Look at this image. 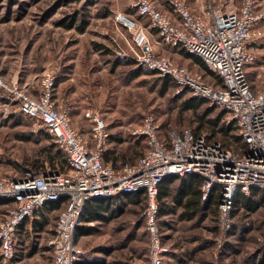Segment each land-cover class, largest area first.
Here are the masks:
<instances>
[{
    "label": "built area",
    "instance_id": "obj_1",
    "mask_svg": "<svg viewBox=\"0 0 264 264\" xmlns=\"http://www.w3.org/2000/svg\"><path fill=\"white\" fill-rule=\"evenodd\" d=\"M173 18L154 0H133L131 7L147 20V25L125 14H118L133 34L132 53L114 49L118 58L132 59L135 67H146L160 76H170L177 84L176 94L187 90L191 97L224 112V120L236 126L244 147L236 151L220 141H211L206 132L192 128L172 129L162 137V124L154 114H145L129 128L131 135L145 138L147 148L136 162L120 166L105 163L103 154L111 135L107 119L86 110L91 121L90 140L74 127L68 108L60 107L55 90L58 75L44 71L39 93H28L19 79L7 80L0 73V124L13 108L30 120V133L49 135L67 156L69 170L46 167L20 175L0 176V198L7 199L0 222V264H13L15 234L26 220H33L38 209L61 201L54 233L49 240L53 264H76L85 253L77 242V229L88 202L94 198L116 197L145 191V227L149 234L152 264H163L168 248L162 243L158 222V193L161 183L172 175H201L203 197L219 194L220 226L230 230L240 193L250 196L255 187H264V83L255 90L247 65L257 58L256 49L264 38V9L261 0L208 2L200 11L186 0H168ZM148 29L156 31L161 42L197 55L209 72L220 77L219 85L206 80L201 72L177 64L170 56L157 54L151 47Z\"/></svg>",
    "mask_w": 264,
    "mask_h": 264
},
{
    "label": "rangeland",
    "instance_id": "obj_2",
    "mask_svg": "<svg viewBox=\"0 0 264 264\" xmlns=\"http://www.w3.org/2000/svg\"><path fill=\"white\" fill-rule=\"evenodd\" d=\"M201 1L206 2L204 8L208 2L214 5L224 2ZM234 1L238 3L240 0ZM130 2L0 0V73L7 80L17 75L22 83L28 81L27 90L32 95L39 93V78L44 71L58 75L55 95L60 81L72 77L62 88L70 87L77 93L64 95L61 92L62 105H58L68 108L70 114L74 109L99 112L107 119L109 129L117 131L120 137H127L128 128L140 123L141 118L149 113L162 124L161 133L166 136L172 129L195 128L198 113L210 107L208 104L204 103L194 111L183 106L188 94L178 98L174 87L162 92V80L158 74L142 70L132 75L128 73L130 68L127 66H121L119 70L106 66L109 62L112 67L114 49L122 48L132 53L133 36L131 40L117 19L118 14L126 13ZM260 9H264V0H261ZM261 26L264 31V22ZM106 49L111 53L106 54ZM158 49L157 54L170 56L177 64L203 71L202 65L185 59L180 51L182 54L177 55L174 54L177 51L167 47ZM256 55L257 58L246 69L249 80L258 91L264 83V38L256 49ZM74 100L77 103H73ZM13 112H17L15 107ZM218 113L222 112L214 108L211 117ZM17 120L18 123L0 125V176L20 175L27 169L36 171V163L41 164L42 161L44 167L40 171L46 167L53 169L46 156L58 149L56 144L45 135L31 134L30 120L26 117L19 115ZM79 121L84 124L83 133L90 140V132H86L90 131L91 121L82 117ZM237 132L234 129L231 134ZM231 137V145L225 146L239 151L238 144ZM127 140L132 141V138L128 136ZM110 145L109 141L107 149ZM129 148L127 144L120 148L127 158L131 155ZM124 162L132 161L126 159L121 164ZM145 208V198L141 203L126 199L121 208L104 221L88 224L82 220L81 224L93 225L95 230L77 238L85 251L82 258L98 264H152ZM5 210V207H0V222ZM50 216L49 230L32 240V243H37L35 248L32 244L30 249L29 242L28 248L20 249L21 258L13 260V264H53V249L45 248V245L47 238L50 236L51 239L54 233L57 213ZM159 221L162 243L168 248L163 264H264V205L255 211L239 205L234 213L233 226L227 231L220 226L219 213L212 209L195 219L171 213L160 216Z\"/></svg>",
    "mask_w": 264,
    "mask_h": 264
},
{
    "label": "trees",
    "instance_id": "obj_3",
    "mask_svg": "<svg viewBox=\"0 0 264 264\" xmlns=\"http://www.w3.org/2000/svg\"><path fill=\"white\" fill-rule=\"evenodd\" d=\"M110 53V49H106V54ZM112 69H117L121 66H127L130 69L128 70V73L132 75H136L142 70L146 71L150 74H158L156 71L148 69L146 67H135L134 61L130 58L128 59H120L117 56H114V60L111 62ZM133 66V67H131ZM159 75V74H158ZM160 76V75H159ZM160 79L162 80V86L163 90L162 92L165 93L169 90V88L174 87L177 89V84L173 81V79L170 76H160ZM189 97H188V95ZM178 98L183 97L184 95H187L185 97V101H183V106L186 108H193L194 111L198 110L201 105L204 103L207 104V101L205 99L201 98H195L191 97L189 92L187 90H184L181 93L175 94ZM214 108L212 107H205V109L202 111V113H198L196 117V126L195 128H192L197 134H201L206 132L208 135V139L211 141H220L224 146H230V142L232 141L229 139L231 136L232 139L235 140L236 144H238L239 148L244 147V144L238 134H231V131L236 129V126L233 124H228L224 120V112L218 113L216 117L212 118L211 114L213 113ZM15 113L18 114V112H13L12 116H17ZM144 117V116H143ZM142 117V118H143ZM141 118V120H142ZM140 120V121H141ZM18 123L19 121L14 120L13 123ZM237 131V129H236ZM129 136L132 138L130 146L131 155L127 158L125 155V152L119 150V152H116L115 149H106L103 154V160L105 163H108L110 160L113 162L124 161V160H131L132 162H136L138 157L144 154L143 150H146L147 143L145 138H137L131 134ZM45 137L52 140L51 136L45 135ZM53 141V140H52ZM111 142V140H109ZM108 141V142H109ZM57 146V145H56ZM58 147V146H57ZM139 150V151H138ZM121 151V152H120ZM128 153V152H127ZM123 154V155H121ZM48 158V161L50 163V166L53 168V170H57L59 172H67L69 170V165L67 161V156L65 152L58 147V149L55 152H49L46 156ZM135 158V159H132ZM41 164H44V161H42ZM36 163V168H38L36 171L31 170L35 173H39V171L44 167L43 165ZM121 165V163H120ZM118 165V166H120ZM115 166V165H114ZM117 166V167H118ZM25 170V171H27ZM175 179H179L178 185L175 187L176 191L173 195V200L178 205L182 206L184 208L183 214L188 219L196 218L197 216L201 214H205L206 209L209 208V210H213L214 212L219 213L218 211V200H219V194L215 191L210 193V195L207 198L203 197V190H202V184H203V177L201 175H172L168 176L160 185L159 193H158V199H159V214H158V222L160 219V216H163L168 211V202L166 201L167 196L171 194L170 187L172 181ZM126 196V199L130 202H139L141 203L144 201V198L146 199V193L145 191H139L136 193H127L124 194ZM167 197V198H166ZM104 198V197H103ZM111 198V197H109ZM9 201L7 199L0 198V207L7 206V203ZM6 204V206H5ZM62 200L57 202H50L47 203L45 206L38 209L35 213L36 215L41 211H51V210H57L61 209ZM241 205L245 209L249 210H257L260 206L264 205V187H255L252 189V193L250 196H245L244 194L240 193L239 196L236 199L235 202V208L233 211V214L236 212L237 207ZM88 208V205L86 206L84 215H83V221H91V220H106L107 216L104 215V213L100 212V210H97L95 214H92L89 212L87 214L86 210ZM111 214L113 211L110 212ZM48 218L43 217L42 218V226H44L46 223H48ZM53 230V229H52ZM94 226H86L85 224H80L77 229V238L80 236L92 234L94 232ZM78 240V239H77ZM16 254L17 250H16ZM1 257V255H0ZM17 256H15V259ZM14 259V260H15ZM76 264H98L97 262H92L91 259L81 258Z\"/></svg>",
    "mask_w": 264,
    "mask_h": 264
},
{
    "label": "crops",
    "instance_id": "obj_4",
    "mask_svg": "<svg viewBox=\"0 0 264 264\" xmlns=\"http://www.w3.org/2000/svg\"><path fill=\"white\" fill-rule=\"evenodd\" d=\"M133 0H131V2L129 3V5L127 6V9H126V13H124L125 15L131 17V18H134L136 20H138L140 23L144 24V25H147V20L144 18V17H141L139 16L135 10L131 7V3H132ZM188 3L190 4V6L193 8L195 7L196 9H200L202 10L204 8V5L206 2H202L201 0H187ZM155 4L160 8L162 9L165 13H167L168 15H170L171 17L173 18H177L176 17V14L172 11V9L169 7L168 5V0H154ZM120 23L122 24V28H124L129 35V37L131 38L132 40V32L128 29V27L120 21ZM148 35L151 37V47L152 49L156 52L157 50H159L158 48L162 47H167L173 51H177V52H174V54H177V55H181L183 53V56H185V59L187 60H190V61H194L196 63H199L200 65L203 66V71L201 73H203L205 75V78L207 81L211 82V83H214V84H217L219 85L220 82H221V79L220 77H218L216 74L214 73H211L208 71L206 65L201 61V59L197 56V55H194V54H191L189 52H187L186 50L180 48V47H170L168 45H165L161 42L160 38L158 37L156 31L152 30V29H148ZM179 51L182 52L181 54H179ZM111 53V52H110ZM109 53V54H110ZM159 55L160 52L158 53ZM109 62L106 63V66L108 68H112L109 64ZM196 63H194V65H196ZM191 69V68H190ZM194 71H197V70H194ZM200 72V71H198ZM19 79V77L17 75H14L11 79ZM72 80L73 78L72 77H68L66 79H63L62 81H60V84H59V88H58V91L56 92V96H57V102L58 104L60 103V105H62L61 103V100H60V93L63 92L64 95H68V94H72L74 95L75 93H77V90L75 89H70V87L68 88H62V85L65 83L66 80ZM19 81L22 83V81L19 79ZM250 82L252 83V81L250 80ZM28 81H23L22 85H28ZM58 84V82H57ZM253 84V83H252ZM253 86V85H252ZM254 88V86H253ZM73 103H77V100H74ZM85 109H82L80 112L77 110V109H74L72 112H71V115H72V118H71V122L74 124V126L76 128H78L79 130H82V132H84L85 128H84V124L81 125L80 124V119L82 117L83 120L85 121H88V119L86 118L85 116V112L84 111ZM77 112H79V114H77ZM19 115L17 116H10L8 118H6L0 125H3V124H8V123H12L14 122V120H17ZM22 116V115H21ZM19 121V120H17ZM91 127V126H90ZM89 127V128H90ZM130 128V127H129ZM128 128V129H129ZM86 132V131H85ZM90 131H87L86 133H88ZM110 137H109V140L111 139V142H110V149H115L116 152H119L121 146H123V144H127V145H130L131 144V141H128L127 140V137L129 136L130 132L128 133V136H122L120 137V135H118V132L117 131H114V129H111L110 128ZM161 136L164 137L166 136L165 133H161ZM108 140V141H109ZM107 149V148H106ZM144 152V150H143ZM132 159H135V158H132ZM108 163H111L115 166H118L120 165L121 161H117V162H113V161H109ZM178 182H179V179H175L174 181H172L171 183V187H170V191H171V194L167 197L166 201L168 202V211L163 214L164 215H167V214H171V213H179V215L182 216V218H186L188 219L184 214L183 212L185 211L184 208L180 205H178L176 202H174L173 200V195L176 191V186L178 185ZM159 200V199H158ZM126 201V196L123 194V195H119V196H116V197H112V198H94V199H91L89 202H88V208L86 210L87 214L92 213V214H95L97 210H100V212L104 213V215H106L108 217V215H110L111 211H113L112 215L118 211V209L121 208V204L124 203ZM6 206V204H5ZM61 209L63 208L64 206V203L62 202V205H61ZM61 209H57V210H51V211H43V212H39L36 217H34L33 220H26L23 222V224L20 226V228L18 229V231L16 232L15 234V246H16V249H17V253L18 255L20 254L19 251L20 249L22 248H28V243L30 242V249H32L33 245H34V248L35 246L37 245V243H32V240L34 238H39V236H42L43 233L46 232V230H49L47 229V226H49V224H51V220H50V214L53 213V212H56L57 213V216L59 214V211ZM179 210V211H178ZM208 209H206V211H208ZM43 217H47L48 218V223H46L44 226H42V218ZM195 219V218H193ZM96 221H102V220H91V221H85L87 222L88 224H93L94 222ZM56 222V221H55ZM93 226V225H92ZM50 236L47 238L46 242H47V245H45V248L49 247L48 245V241L50 240L49 239ZM29 239V241L27 240ZM33 244V245H32ZM85 254V253H84ZM84 254L82 257H84ZM17 255V258L16 260H20V255L18 256ZM99 260V259H98Z\"/></svg>",
    "mask_w": 264,
    "mask_h": 264
}]
</instances>
